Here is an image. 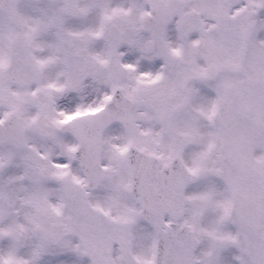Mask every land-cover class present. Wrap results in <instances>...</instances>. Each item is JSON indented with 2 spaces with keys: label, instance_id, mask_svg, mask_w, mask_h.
I'll list each match as a JSON object with an SVG mask.
<instances>
[{
  "label": "snow or ice",
  "instance_id": "6c2138e0",
  "mask_svg": "<svg viewBox=\"0 0 264 264\" xmlns=\"http://www.w3.org/2000/svg\"><path fill=\"white\" fill-rule=\"evenodd\" d=\"M0 264H264V0H0Z\"/></svg>",
  "mask_w": 264,
  "mask_h": 264
}]
</instances>
